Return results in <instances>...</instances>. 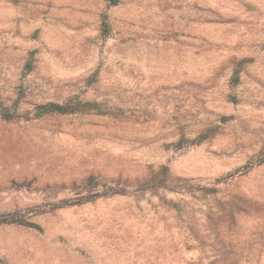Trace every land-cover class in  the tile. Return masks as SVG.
Segmentation results:
<instances>
[{
	"label": "rangeland",
	"instance_id": "rangeland-1",
	"mask_svg": "<svg viewBox=\"0 0 264 264\" xmlns=\"http://www.w3.org/2000/svg\"><path fill=\"white\" fill-rule=\"evenodd\" d=\"M263 153L264 0H0V264H264Z\"/></svg>",
	"mask_w": 264,
	"mask_h": 264
},
{
	"label": "trees",
	"instance_id": "trees-1",
	"mask_svg": "<svg viewBox=\"0 0 264 264\" xmlns=\"http://www.w3.org/2000/svg\"><path fill=\"white\" fill-rule=\"evenodd\" d=\"M108 6L114 5L118 2V0H106ZM103 24L105 25V16H103ZM246 59H242L238 62V68H236V70L234 71V80H237L238 78V73H239V69L241 68V65L243 62H245ZM27 65H30V63L28 62ZM96 103L95 102H90V101H83L81 99H69L68 101H65L63 103H58V102H46L43 104H38L36 105V110H35V116L39 117L42 116L44 114L47 113H73V112H77V111H86L89 110L93 107H96ZM6 117H10V116H6ZM209 136V132H202L197 134L195 137H193L192 139H187L185 137H181L180 139H178L175 142V147L176 148H180L182 146H184L182 143L186 142L189 144H199L201 143L203 140H205L207 137ZM188 145V144H187ZM256 159V160H255ZM254 160H249L243 167L245 170H248L249 168H251L252 166L256 165V164H261L264 162V153L262 154V156H258V158L256 157ZM164 171H166V168H164ZM149 186V185H148ZM112 192H116L115 191H110L109 193ZM104 193H108V190L105 191ZM65 203V202H63ZM4 223H16V224H20V225H24L27 227H32V228H39V225L25 220L24 218H22L21 216L17 215L16 213H6V214H0V224H4Z\"/></svg>",
	"mask_w": 264,
	"mask_h": 264
}]
</instances>
